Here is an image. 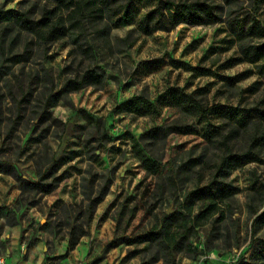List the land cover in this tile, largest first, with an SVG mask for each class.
I'll list each match as a JSON object with an SVG mask.
<instances>
[{
  "label": "rangeland",
  "instance_id": "374dc122",
  "mask_svg": "<svg viewBox=\"0 0 264 264\" xmlns=\"http://www.w3.org/2000/svg\"><path fill=\"white\" fill-rule=\"evenodd\" d=\"M200 1L223 7L222 20L252 12L264 25V0ZM56 5V0H0L5 51L18 53L30 44L27 60L16 65L4 62L0 50V233L15 223L23 249L39 246L40 264H233L257 254L258 242L264 241V222L254 220L264 211V146H254L252 139L264 134V115L258 113L264 112V60H241L223 22L140 33L155 0H135L128 13L111 22L105 38L89 25V54L68 30L41 42L15 22L16 13L37 21L43 6ZM4 26L10 30L3 31ZM169 59L209 72L174 68ZM88 68L103 75L104 85L70 93L73 109L56 100L41 122L49 93ZM178 94L202 103L204 115L170 106ZM137 96L140 114L118 112L122 102ZM242 109H257L244 129L236 128L234 119ZM173 123L185 127L164 139L141 138ZM228 155L231 165L219 172ZM53 163L60 182L50 194L21 193L8 175L13 171L36 181ZM214 178L231 195L219 201L214 216L191 225L209 198H189L190 193ZM108 181L85 226L83 193L96 192ZM164 217L177 237L175 247L165 248L159 240L137 242L158 230ZM82 231V252H75L76 246L67 253L69 234ZM0 248L4 257L5 244Z\"/></svg>",
  "mask_w": 264,
  "mask_h": 264
},
{
  "label": "trees",
  "instance_id": "16d2710c",
  "mask_svg": "<svg viewBox=\"0 0 264 264\" xmlns=\"http://www.w3.org/2000/svg\"><path fill=\"white\" fill-rule=\"evenodd\" d=\"M134 1L135 0H56L57 5L55 7H42L40 17L37 21L32 20L25 13H16L15 22L21 29L31 32L32 38L36 37L41 42H46L49 37L55 33L68 30L76 35V39L79 41L77 46L83 49L86 54H89L92 44L85 35L88 26L94 27V32L101 35L102 38H105L111 30V22L122 13H128ZM254 5H256V1ZM222 16L223 7L205 1L155 0L154 7L143 16L139 24V32L144 35H150L158 31L169 32L180 24L207 25L223 22L234 37L241 60L251 64H257L264 60V42L260 43L261 40H264V25H262L261 21L255 16V13L253 15L252 12H247L242 15V17L236 16L233 18L227 15L223 20ZM40 26L43 27L39 28ZM47 26L50 27V30L45 34L43 28ZM7 30H10V26H4L3 31ZM4 37V33L0 35L1 58L6 56L4 62L10 63L11 65L25 62L28 58L30 44L25 43L21 52L12 53L10 51L11 49L5 51ZM12 45H14V41H11L9 44L10 47H12ZM169 64L174 68H186L199 71L202 74L209 72L206 69L189 67L178 60L169 59ZM3 68V65L0 64V71ZM103 85V75L95 68L84 69L80 74L66 77L60 88L53 94L49 93L46 97L43 103L41 122L48 117L49 106L56 100L65 102L67 106L73 109L72 102L67 98L70 93L78 92L86 87H101ZM175 98V101L172 102L170 106L180 108L191 115H204L205 106L198 102L192 95L178 94ZM141 101V97L139 96L126 100L120 104L118 112L140 114L142 112L140 109ZM254 110L242 109L237 111L234 115V119L237 121L235 127L241 129L246 128L248 123L255 118V115L252 113ZM258 113L261 116L264 115L262 111H258ZM183 127L185 126L176 123L155 127L147 131L145 135H141V138L146 136L154 141L160 137L164 139L169 134L178 132ZM223 141L226 142L227 139ZM252 143L256 147L264 146V134L253 137ZM224 145L225 143H223L222 146ZM231 158L232 156L230 155H228V157L226 156L217 170L220 172L222 168L230 166ZM143 164L147 169L156 172L157 168L153 163L149 162V160L144 159ZM51 166L52 167L44 169V171L39 174L36 181H31L26 176L17 174L13 171L8 172V175H11L15 179L21 193L26 191H37L42 195H46L55 190L60 182V177H55L53 175V166L55 167L56 163H53ZM1 171L2 169L0 167V172ZM109 184L110 181L96 192L89 190L83 193L87 201L83 221L85 226L91 221L95 208L103 200ZM230 195L231 189L217 181L216 178L209 181L204 187L192 191L190 193L191 197L189 196V198L201 199L207 196L209 199L198 212L193 215L191 225L198 220L214 216L218 212L219 201ZM168 218L169 217H164L163 224L158 230L146 233L137 242L144 243L147 241L159 240L161 245L165 248L169 249L175 247L178 244L177 237L172 235L170 229L165 225V220ZM254 220L256 223L259 221L264 222V211L256 216ZM14 225L15 223H10V226ZM83 235V231L78 235L75 233L69 234L67 253L75 249ZM178 238L180 239L181 237ZM258 245L260 249L257 254L252 253L247 259L241 257L233 264H257L256 260L264 262V241L258 242ZM204 264L208 263L205 262Z\"/></svg>",
  "mask_w": 264,
  "mask_h": 264
},
{
  "label": "crops",
  "instance_id": "0c3cea01",
  "mask_svg": "<svg viewBox=\"0 0 264 264\" xmlns=\"http://www.w3.org/2000/svg\"><path fill=\"white\" fill-rule=\"evenodd\" d=\"M8 226L4 225L3 232L0 233V245L1 243L5 244L4 258L7 264H40L44 257L39 255V246L34 245L29 250L23 249V241L20 240V229L16 226L7 228ZM76 247L74 250L78 253L82 252V249ZM1 249V248H0ZM73 251V252H74ZM25 256V257H24Z\"/></svg>",
  "mask_w": 264,
  "mask_h": 264
},
{
  "label": "built area",
  "instance_id": "2783aa9c",
  "mask_svg": "<svg viewBox=\"0 0 264 264\" xmlns=\"http://www.w3.org/2000/svg\"><path fill=\"white\" fill-rule=\"evenodd\" d=\"M0 264H7L5 258L0 256Z\"/></svg>",
  "mask_w": 264,
  "mask_h": 264
}]
</instances>
